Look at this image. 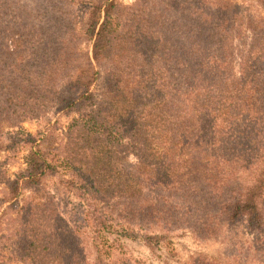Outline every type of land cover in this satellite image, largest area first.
I'll return each mask as SVG.
<instances>
[{"label": "trees", "instance_id": "obj_1", "mask_svg": "<svg viewBox=\"0 0 264 264\" xmlns=\"http://www.w3.org/2000/svg\"><path fill=\"white\" fill-rule=\"evenodd\" d=\"M238 1L264 10V0H0V254L127 264L91 236L145 227L153 248L157 230L208 239L244 222L252 239L230 260L264 264V15ZM52 112L72 118L60 142ZM40 118L43 137L21 127ZM61 189L77 201L64 207Z\"/></svg>", "mask_w": 264, "mask_h": 264}, {"label": "rangeland", "instance_id": "obj_2", "mask_svg": "<svg viewBox=\"0 0 264 264\" xmlns=\"http://www.w3.org/2000/svg\"><path fill=\"white\" fill-rule=\"evenodd\" d=\"M119 3L124 5H130L134 3L135 0H117ZM245 8L248 7L253 12L260 11L264 15V10L257 7V4L254 2L248 3L247 1H238ZM91 53V50H90ZM99 92V87H95ZM48 119L52 123H57V136L58 142L63 138V133L66 132L69 123L72 118H67L60 116L57 113H50ZM48 126L46 119H28L21 124L23 130L27 133L32 134L37 137L40 133H46V127ZM11 131V130H9ZM28 149L22 150L14 159L8 169V175L11 178L25 168L24 157L27 155ZM5 157V153L1 154L0 161ZM126 160V165L132 163L134 159L132 157ZM63 172V170L61 171ZM64 173V172H63ZM59 175L55 177H50L47 179L45 185L50 191H55L58 187ZM2 187L0 186V196H1ZM62 193L59 195V200L61 201L64 207V200L66 202L77 200L74 199L72 195H68L66 191L60 190ZM26 196V194L24 195ZM1 199V197H0ZM64 199V200H63ZM0 204V212L2 208ZM132 226L124 227H113L112 232H102L97 235L98 243L104 244L108 241L109 244H113L112 251L115 255V259H126L127 264H193L196 258H206L217 264H232L230 260V255L236 253L237 251L241 252L240 247L252 239V235L248 233L245 223H238L236 226L232 227H216L214 236L210 238H201L188 229H171L165 231H155L154 235H158L160 239L158 243L156 242L155 247H150L145 241L144 236L146 233L145 227L131 229ZM159 231V232H158ZM108 244V246H109ZM100 245V244H99ZM0 264H20L19 262L13 261V258L7 251H4L3 254H0Z\"/></svg>", "mask_w": 264, "mask_h": 264}]
</instances>
